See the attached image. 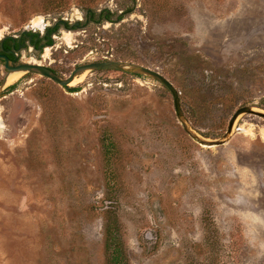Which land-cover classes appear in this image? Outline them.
I'll return each mask as SVG.
<instances>
[{"label": "rangeland", "instance_id": "1", "mask_svg": "<svg viewBox=\"0 0 264 264\" xmlns=\"http://www.w3.org/2000/svg\"><path fill=\"white\" fill-rule=\"evenodd\" d=\"M88 8L123 18L86 23ZM62 20L18 63L62 78L141 64L178 90L182 116L147 75L87 70L63 87L13 72L4 85L0 61V264H106L112 225L130 264H264V118L239 115L215 147L182 125L216 140L238 108L264 113V0H0V39Z\"/></svg>", "mask_w": 264, "mask_h": 264}, {"label": "water", "instance_id": "2", "mask_svg": "<svg viewBox=\"0 0 264 264\" xmlns=\"http://www.w3.org/2000/svg\"><path fill=\"white\" fill-rule=\"evenodd\" d=\"M64 25H66V22L63 20L62 21ZM78 24V22L75 23V26ZM74 26V25H73ZM0 59L4 61V68L7 71V75L13 73V72H34L38 73L46 78L51 79L55 83L61 85V86H68L69 83H71L76 76L80 75L82 72H85L87 70H97V69H116V70H121V71H126V72H131L135 74H142V75H147L161 83L163 86H165L170 93L173 96V101H174V109L175 113L178 116V118H181L182 112H181V107H180V99H179V92L178 90L174 87V85L165 77L163 76L160 72L157 70L151 69L147 66L141 65V64H136V63H128V62H123V61H115V60H103V61H96V62H88V63H83L74 68L72 72L67 76V78H62L58 76L55 72L52 71L47 66H44L39 63H31V62H20L17 63L16 61L10 59L7 55L0 53ZM6 84V77L4 81V85ZM241 114H254L259 117L264 118V113L258 112L253 110L252 107L250 106H242L238 108L234 114L232 115L228 128L226 133L223 135L221 139H216V140H207L196 133L192 132L188 126L185 123H182L184 130L189 134V136L199 143L202 146L206 147H215V146H220L226 143L233 132L234 124L236 119L238 118L239 115Z\"/></svg>", "mask_w": 264, "mask_h": 264}, {"label": "trees", "instance_id": "3", "mask_svg": "<svg viewBox=\"0 0 264 264\" xmlns=\"http://www.w3.org/2000/svg\"><path fill=\"white\" fill-rule=\"evenodd\" d=\"M123 18V13L117 14L112 12L108 8L96 11L92 8H88L85 12V19L87 22H118ZM63 21V20H62ZM66 25H69L66 22ZM51 30V28H49ZM51 42V39H50ZM3 61V60H0ZM68 87V86H65ZM15 88V85H11L7 88V91H11ZM70 91H76V88H68ZM105 254H106V264H130L128 255L124 248L123 242L121 241L116 227L114 225L107 226L105 232Z\"/></svg>", "mask_w": 264, "mask_h": 264}, {"label": "flooded vegetation", "instance_id": "4", "mask_svg": "<svg viewBox=\"0 0 264 264\" xmlns=\"http://www.w3.org/2000/svg\"><path fill=\"white\" fill-rule=\"evenodd\" d=\"M59 25L65 26L62 21H59L52 26L51 30L47 29L42 34L35 30H23L17 34L3 36L0 39V53L7 55L10 59L18 63L15 55L16 50L26 43H30L35 49L41 48L42 45L52 43L51 35L59 31Z\"/></svg>", "mask_w": 264, "mask_h": 264}, {"label": "bare ground", "instance_id": "5", "mask_svg": "<svg viewBox=\"0 0 264 264\" xmlns=\"http://www.w3.org/2000/svg\"><path fill=\"white\" fill-rule=\"evenodd\" d=\"M2 33V32H1ZM3 34V33H2ZM0 34V36L2 35ZM69 35V34H68ZM72 35V34H71ZM69 35V36H71ZM67 36V35H66ZM19 77V73H11L9 77H6V81L7 83H12L13 81L17 80ZM78 81V79H74L72 82L74 83L75 81ZM0 128H1V125H0Z\"/></svg>", "mask_w": 264, "mask_h": 264}]
</instances>
